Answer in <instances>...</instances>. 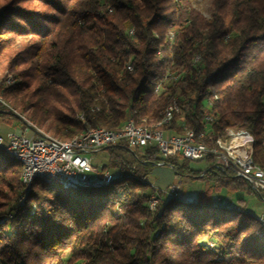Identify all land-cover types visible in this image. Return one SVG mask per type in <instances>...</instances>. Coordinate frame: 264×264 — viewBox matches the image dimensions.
<instances>
[{"label": "trees", "instance_id": "1", "mask_svg": "<svg viewBox=\"0 0 264 264\" xmlns=\"http://www.w3.org/2000/svg\"><path fill=\"white\" fill-rule=\"evenodd\" d=\"M193 1L0 0V95L61 141L129 118L152 127L175 99L180 112L159 126L164 134L191 129L218 146L244 132L264 169V0H210L208 16ZM102 151L95 174L108 171L109 182L35 179L19 206L22 166L0 147V264H264L259 217L209 203L220 189L264 192L215 169L214 156L194 160L204 170L166 159L160 166L175 175L212 185L194 201L159 193L150 210L156 147Z\"/></svg>", "mask_w": 264, "mask_h": 264}, {"label": "built area", "instance_id": "2", "mask_svg": "<svg viewBox=\"0 0 264 264\" xmlns=\"http://www.w3.org/2000/svg\"><path fill=\"white\" fill-rule=\"evenodd\" d=\"M173 101L176 102L175 99ZM5 109L7 110V108ZM7 111L15 112L14 110ZM171 119L172 112L169 113L166 124ZM124 126H128V133H121V129L119 132H105L97 127L87 126L86 132L83 133L80 140L75 142L74 150H61V148L53 147V140L41 138L37 129L34 131L35 135L24 136L23 133L31 128V124H29L28 127L22 130L9 131L5 136L0 135V146L11 151L12 154L24 156L28 159L26 183L32 175L36 174H51L62 180L88 184L103 181L111 176L110 173L105 171L101 176H96L94 173L92 177L93 167L88 155L99 152L107 146L122 142L129 149L155 146L158 155L163 160L158 162L157 166L162 165L166 159L174 156L194 161L204 159L211 154L215 157L213 164L215 169L245 180L255 192H264V172H255V165L247 160L244 143L232 145L231 150H227L226 157H219L216 151L207 150L206 143L193 142L192 133L194 131L191 129L190 136H183V134L165 135L161 127L159 131L136 132L131 128L129 122H126ZM238 166L247 167V174L238 175ZM156 191L158 192L149 199L153 210L157 207L159 193L170 197L172 194L179 192V185L170 184L163 190L156 189ZM17 204L20 206V200H17Z\"/></svg>", "mask_w": 264, "mask_h": 264}, {"label": "rangeland", "instance_id": "3", "mask_svg": "<svg viewBox=\"0 0 264 264\" xmlns=\"http://www.w3.org/2000/svg\"><path fill=\"white\" fill-rule=\"evenodd\" d=\"M209 3H210V0H194L193 6L195 9H197L199 12H201L204 16H208V14H209ZM7 75L3 76V80H5L4 81L5 87L9 86V84L6 85V79H4V78H7L10 76V79L13 80V82H14L13 75L12 74H7ZM7 110H8V108H7ZM7 110H5L4 112H8ZM9 110L15 111V112L9 111L14 116L9 115V114L4 115L6 118L11 120L10 123H2V121L0 119V135L1 136H5V134L9 131L22 130L25 127H28V125H25L18 118L20 116L24 120H26L25 114L20 113L17 109H14L12 106L9 108ZM33 127H35V126L31 124L32 129L30 128V129H28V131L24 132L23 133L24 136L30 137L31 135H35L34 131H36L35 128H37V127H35V128H33ZM38 130L44 134L49 135L48 132H46L42 129L38 128ZM230 137H231V135L229 136V139H230ZM227 139L228 138H226V140ZM229 139H228V141H229ZM222 144H226V143H222ZM212 145L213 144H211L209 146H212ZM88 156H89V158L91 160V164L93 166V172H92V177H93L95 170L97 171L101 167V165L105 163L106 153H105V151L101 150L99 152L91 153ZM178 163H181V159H178ZM206 165H207V163L205 161H189V166L193 169L204 170L206 168ZM148 181L157 190L158 189L163 190L167 185H170V184H178L179 185L178 198L179 199L180 198L186 199L188 201L197 200V197H198L197 193L199 191L203 192L206 189V186L208 185L206 180H203L200 178H190L187 176L175 175L173 170L169 166H155L153 168L151 174L148 177ZM19 195L20 194H18V196H17L16 204H17V200L19 198ZM28 196L26 199V203L28 200ZM226 196H229V198L234 203V206L243 208L245 211L251 213L252 215H254L256 217H259V216L262 217L261 215H264V197H261L257 193H251V192L247 193L245 191L236 192V193H229V192L222 190L221 192H218V193H215V192L211 193V195H210L211 199L209 200V203H211L213 205L224 206L225 204H223V202H218V201H223ZM237 198H242L244 200V203L236 201Z\"/></svg>", "mask_w": 264, "mask_h": 264}, {"label": "bare ground", "instance_id": "4", "mask_svg": "<svg viewBox=\"0 0 264 264\" xmlns=\"http://www.w3.org/2000/svg\"><path fill=\"white\" fill-rule=\"evenodd\" d=\"M133 30H130V33ZM196 59V58H195ZM130 66H127V68L129 69ZM13 84V80L10 79V76L6 78V85H10ZM0 105L2 107H6L9 110V106L8 104L3 100L2 96L0 95ZM172 112V116L175 113H179L180 112V108L178 106L177 109V102L175 101H171L167 107L165 108L164 112H163V117L162 120L158 123H156L154 126L152 127H145L142 125H137L134 123L133 118H129L127 119L125 122H123V125L117 129V130H107L105 128L102 127H97L98 129H101L105 132H119L121 129V133H128V126H124L126 125V122H129L131 128H133L136 132H147V131H159V126L162 124H166V121L168 119V115L169 113ZM211 121L212 118L210 116H206L205 120ZM26 121V120H25ZM27 122V121H26ZM28 124H30L29 122H27ZM169 123V122H168ZM35 128V127H34ZM38 130V128H35ZM39 131V130H38ZM40 132V137L43 139H49V140H53V147H58L61 148V150H74L75 149V142L80 140L81 136L83 135V133L86 132V127L84 129H82L81 131H79L77 134H75L74 136H72L70 139L67 140H57L47 134ZM231 135L229 141L226 144H222L219 143L218 146H207V150H214L217 152V156L219 157H226L227 156V150H231L232 145H236V144H243L244 143V151L247 152V160H249L250 163H253L255 165V172H264V169H262L253 159L252 157V146L250 145V138L247 137L248 135L244 132H240L237 134H232L230 132L229 136ZM183 136H190V129H185ZM204 134L203 133H192V141L193 142H203L202 139L204 138ZM1 147V146H0ZM4 152L9 155L10 157H12V159L16 160L17 162H19L22 166V173H21V183H22V187L20 190V195L18 200H20V205H24L26 203V198L27 195L30 191L31 185L33 184V181L35 179H39L42 182L45 183H58V184H62L63 186L69 187V188H77V187H82V188H91L92 186L95 185H100L103 183H107L109 182V180L111 179V176L103 181H98V182H94L91 184L85 183V182H77V181H68V180H62L59 179L57 177H55V175H51V174H36V175H32L29 179L28 182L26 183L27 180V173H28V159H26V157L24 156H18L15 154H12L11 151L4 149ZM237 170L239 171V173L241 175H246L247 174V167L245 166H238ZM22 195V196H21ZM170 197H178V193L172 194V196ZM148 207L150 210H153L152 205L150 204V202L148 201ZM259 220L262 222V225H264V216L260 217Z\"/></svg>", "mask_w": 264, "mask_h": 264}, {"label": "crops", "instance_id": "5", "mask_svg": "<svg viewBox=\"0 0 264 264\" xmlns=\"http://www.w3.org/2000/svg\"><path fill=\"white\" fill-rule=\"evenodd\" d=\"M0 119H1V121H2V123H10V119H8V118H6L5 116H1L0 115ZM166 135V134H165ZM247 137H249L250 138V142H251V144H252V140H251V137L250 136H247ZM250 144V145H251ZM252 146V145H251ZM207 183H208V185L206 186V189L204 190V191H206V190H208L209 189V187H211V183L210 182H208L207 181ZM223 189H220V190H217V192H215V193H218V192H221ZM225 191V190H224ZM227 192V191H226ZM202 193V191H199L198 193H197V196L199 197V195ZM198 197H197V199H198ZM219 199V198H218ZM186 200V199H185ZM218 202H223V204H225L224 206H233L234 205V203L232 202V200L229 198V196H226L225 197V199L223 200V201H218ZM233 203V204H232ZM222 204V203H221ZM261 216H264V215H261ZM260 217V216H259Z\"/></svg>", "mask_w": 264, "mask_h": 264}, {"label": "water", "instance_id": "6", "mask_svg": "<svg viewBox=\"0 0 264 264\" xmlns=\"http://www.w3.org/2000/svg\"><path fill=\"white\" fill-rule=\"evenodd\" d=\"M19 118V120H21L25 125H29L22 117H18Z\"/></svg>", "mask_w": 264, "mask_h": 264}]
</instances>
